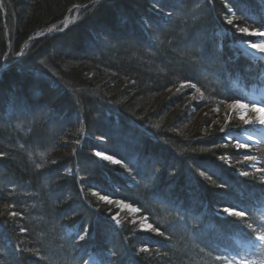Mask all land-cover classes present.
Listing matches in <instances>:
<instances>
[{
  "label": "trees",
  "instance_id": "trees-1",
  "mask_svg": "<svg viewBox=\"0 0 264 264\" xmlns=\"http://www.w3.org/2000/svg\"><path fill=\"white\" fill-rule=\"evenodd\" d=\"M226 3L0 0V264H82L89 253L98 264H226L217 257L249 236L222 209L263 225L264 172L251 164L264 169V153L235 149L221 131L243 125L237 114L222 120L238 98L230 79L249 85L263 64L215 34L240 36L225 23ZM102 195L140 209L164 235L127 215L114 223Z\"/></svg>",
  "mask_w": 264,
  "mask_h": 264
},
{
  "label": "snow or ice",
  "instance_id": "snow-or-ice-1",
  "mask_svg": "<svg viewBox=\"0 0 264 264\" xmlns=\"http://www.w3.org/2000/svg\"><path fill=\"white\" fill-rule=\"evenodd\" d=\"M259 3L262 6V10H264V0H259ZM231 0H229V3L225 4V9L227 11V17L225 20V23L227 25L233 26L236 32L240 33V36L237 37V39L241 42L246 44V46L250 49L255 50L258 53L264 54V16H261L259 21H253V23H258V27L255 28H250L247 26V20L249 19L248 15L246 12L240 7L239 4L236 5H231ZM240 12V16L236 15V12ZM244 21L245 26H240L237 24V21ZM249 36H255L259 38V42L255 41H248L246 37ZM184 85H181L183 87ZM187 86L195 88V84L188 83ZM197 91L199 92L200 90L197 88ZM229 109L233 111H238L239 112V119L243 122V124H259L261 126H264V104H257V103H244L240 99H235L232 101L231 104L228 105ZM219 111V109H217ZM249 113L252 115L249 116ZM224 129L222 128L221 131ZM246 139L252 140V136H247ZM237 148H246L247 145L243 144L239 141L236 143ZM3 154L0 153V157H2ZM95 156L101 158L102 160L109 161L113 164L120 165L122 164V161L119 159H116L112 155H105L102 152H96ZM222 161H226L227 158L224 156H221L219 158ZM246 160H255V157H249L245 156ZM37 167H40V165H37ZM258 172H264V169H257ZM242 176H249L251 175L249 172H241L240 173ZM201 175H205V173H201ZM208 180H211V176L207 177ZM261 181L264 182V176L261 177ZM214 183V182H213ZM94 195H97V193H93ZM100 200L106 201L108 203H112V201L109 199L108 196H100ZM120 204H123V202H117ZM126 208H129L133 212H139L140 209L138 208H133L129 204H124L123 205ZM222 213L226 214L228 217L232 218H238L239 222L241 224L246 225V228L248 229V236H249V243L253 248H258L261 251H264V225H261L259 227H253L252 223L247 222V216L248 212L247 210L243 209H237L235 206H230V207H224L222 209ZM12 216L17 215L15 212L9 213ZM113 220H116V217H112ZM117 223H119L118 220H116ZM148 228L151 229L152 231L158 233L159 235L163 236L164 233L159 230V228H153L152 225H148ZM87 233H85L86 235ZM81 240L85 239V236L80 237ZM141 252L148 251L147 248H141ZM217 259H224L226 261V264H237L236 257H232L229 259L228 257H217ZM238 264H264V255L256 256V257H241L238 261Z\"/></svg>",
  "mask_w": 264,
  "mask_h": 264
},
{
  "label": "rangeland",
  "instance_id": "rangeland-1",
  "mask_svg": "<svg viewBox=\"0 0 264 264\" xmlns=\"http://www.w3.org/2000/svg\"><path fill=\"white\" fill-rule=\"evenodd\" d=\"M157 1H160V0H157ZM256 13V11H255ZM254 13V14H255ZM259 15V14H258ZM259 17V16H258ZM68 19L70 18H64L63 19V27L67 26L69 23H71ZM73 19V18H72ZM57 26V25H56ZM56 26L52 27V28H55ZM219 34H221L222 36H228V35H232L233 36V32L230 31V30H226L224 29L223 31V34L221 32V30L218 31ZM235 34L234 35H238L240 33L238 32H234ZM234 37V36H233ZM255 37V36H254ZM178 88H181V85L178 86ZM184 88H185V85H184ZM236 88H238L236 86ZM253 90H257L256 92H252L253 94H251V92L249 93V96L252 100H254V98H256V103L257 104H260V101H263V104H264V89H260L258 86H255ZM199 94V93H197ZM224 113L222 114V120L224 122H228L229 119L231 117H233L234 113H238V116H239V112L238 111H233L231 109H229L228 106H225L224 107ZM227 114H226V113ZM252 114L249 113V116H251ZM246 125V124H244ZM247 126H249V128H252V130H254V128H264V126H261L259 124H255V125H252V124H247ZM142 130V129H141ZM61 142H67V139L66 138H62L60 139ZM247 145V144H246ZM252 145V144H251ZM254 148L255 150V153L256 154H259V153H264V144L262 143L261 145L257 146V145H252L250 147H248L247 149L250 150ZM46 151H43V152H38L36 155H44ZM36 153V152H34ZM258 159L256 160V163H257ZM252 166H254V164H251ZM69 171V170H68ZM70 172V171H69ZM68 172V173H69ZM118 207V208H117ZM116 208L117 210V213H115L113 216L116 217V220L120 221V218L122 220H125L126 218V215L127 216H131L132 217V222H135L140 229L142 230H148V222L145 218H143L142 216H138L136 215L137 212H133L131 211L129 208H126L124 207L123 205H118ZM112 216V217H113ZM0 217H3V214L0 213ZM261 220H263V225H264V204H263V207L261 209V217H260ZM116 220H114V223H117ZM238 250L239 252H234L229 259H231L232 257H236V261H237V264H238V261L241 257H256V256H260V255H264V251H261L259 250L258 248H253L250 243H249V239H246L245 241L243 240H239L238 241Z\"/></svg>",
  "mask_w": 264,
  "mask_h": 264
},
{
  "label": "bare ground",
  "instance_id": "bare-ground-1",
  "mask_svg": "<svg viewBox=\"0 0 264 264\" xmlns=\"http://www.w3.org/2000/svg\"><path fill=\"white\" fill-rule=\"evenodd\" d=\"M244 49H245L246 51H249V52L252 53V54H255V56H259V57H261L262 59H264V54L258 53V52H256L255 50L248 48L246 45H244ZM263 132H264V131H263ZM244 134H245V133H244ZM261 134L264 135V133L256 132V133H254V135H253L252 137H253V139H257V141H259L260 138H261ZM244 136L247 137L248 135H244Z\"/></svg>",
  "mask_w": 264,
  "mask_h": 264
},
{
  "label": "water",
  "instance_id": "water-1",
  "mask_svg": "<svg viewBox=\"0 0 264 264\" xmlns=\"http://www.w3.org/2000/svg\"><path fill=\"white\" fill-rule=\"evenodd\" d=\"M46 33H47V32H45L44 35H45ZM32 39H33V38H31V39H29V40H32ZM24 46H25V44L22 45V50L24 49ZM19 56H21V55H19ZM4 69H5V67H3V68L0 70V72H1L2 70H4Z\"/></svg>",
  "mask_w": 264,
  "mask_h": 264
}]
</instances>
